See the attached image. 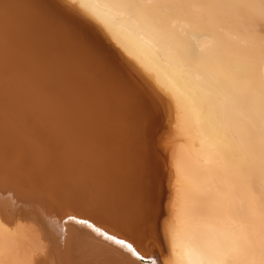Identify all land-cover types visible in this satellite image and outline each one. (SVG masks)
<instances>
[{
	"label": "bare ground",
	"instance_id": "6f19581e",
	"mask_svg": "<svg viewBox=\"0 0 264 264\" xmlns=\"http://www.w3.org/2000/svg\"><path fill=\"white\" fill-rule=\"evenodd\" d=\"M58 1L0 0V264H264V0Z\"/></svg>",
	"mask_w": 264,
	"mask_h": 264
},
{
	"label": "water",
	"instance_id": "95a60500",
	"mask_svg": "<svg viewBox=\"0 0 264 264\" xmlns=\"http://www.w3.org/2000/svg\"><path fill=\"white\" fill-rule=\"evenodd\" d=\"M31 2V5L34 6V8H38L37 13H40L43 18L50 20V19H61L59 17V14L62 15L65 19H68L70 22L75 24L77 23L78 26H83L89 30L90 26L84 19L77 16L74 12H71L66 7H64L58 0H27ZM57 17V18H56ZM63 18V19H64ZM102 46V45H101ZM100 46V47H101ZM103 47V46H102ZM104 48V47H103ZM105 53L110 55L115 60H117L116 55L113 53V51H107L104 49ZM142 85V83H141ZM67 221H69L67 219ZM141 263L150 264L152 262L151 259H140Z\"/></svg>",
	"mask_w": 264,
	"mask_h": 264
},
{
	"label": "snow or ice",
	"instance_id": "6c2138e0",
	"mask_svg": "<svg viewBox=\"0 0 264 264\" xmlns=\"http://www.w3.org/2000/svg\"><path fill=\"white\" fill-rule=\"evenodd\" d=\"M66 3L69 6L79 3L81 7H87L88 0H66ZM133 211H136V210L133 209ZM68 220L74 221L75 223L79 224L81 227L92 229L97 234L103 235V233H101L100 229L94 228V226L86 220H77L75 217H68ZM55 228H56V231L58 233L63 234L64 227L62 224L57 223ZM107 239L109 241L117 244L120 248L127 250L133 256H139V254L135 251V249L132 248V246L130 244H127L122 240L114 239L111 236H108ZM140 259H143V258L140 257Z\"/></svg>",
	"mask_w": 264,
	"mask_h": 264
}]
</instances>
